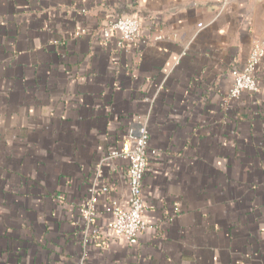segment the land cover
<instances>
[{
    "label": "crops",
    "instance_id": "0c3cea01",
    "mask_svg": "<svg viewBox=\"0 0 264 264\" xmlns=\"http://www.w3.org/2000/svg\"><path fill=\"white\" fill-rule=\"evenodd\" d=\"M224 1L0 0V264H264V57L260 93L225 100L264 0ZM125 16L141 29L118 48L102 29ZM145 118V229H110L116 159L85 245L95 168Z\"/></svg>",
    "mask_w": 264,
    "mask_h": 264
},
{
    "label": "built area",
    "instance_id": "2783aa9c",
    "mask_svg": "<svg viewBox=\"0 0 264 264\" xmlns=\"http://www.w3.org/2000/svg\"><path fill=\"white\" fill-rule=\"evenodd\" d=\"M202 28V24L197 26ZM141 21L129 16L109 22L102 29L105 40H109L112 33L119 34L118 48L125 43H133L139 37ZM161 39L160 36L156 38ZM264 57V44L256 42L249 51L248 57L240 69L231 71L232 85L226 95V102H238L245 93L257 95L260 93L255 73ZM148 119L145 118L127 128L123 137V147L110 152L95 168L94 178L90 183L88 195L80 207L82 218V241L87 244L92 233L96 218V196L98 193L108 194L109 188L102 182V166L113 160L120 159L127 162L128 178V207L122 208L116 201H111L113 222L110 229L115 236L123 238L129 246L138 242V234L145 229L142 216L145 210L143 201V178L148 164ZM154 153V152H153Z\"/></svg>",
    "mask_w": 264,
    "mask_h": 264
},
{
    "label": "water",
    "instance_id": "95a60500",
    "mask_svg": "<svg viewBox=\"0 0 264 264\" xmlns=\"http://www.w3.org/2000/svg\"><path fill=\"white\" fill-rule=\"evenodd\" d=\"M231 1H233V0H225L224 2H225V4H228L229 2H231ZM235 1V0H234ZM236 1H238V0H236ZM250 2L252 1V0H249Z\"/></svg>",
    "mask_w": 264,
    "mask_h": 264
}]
</instances>
